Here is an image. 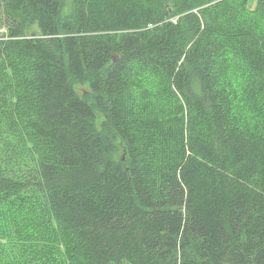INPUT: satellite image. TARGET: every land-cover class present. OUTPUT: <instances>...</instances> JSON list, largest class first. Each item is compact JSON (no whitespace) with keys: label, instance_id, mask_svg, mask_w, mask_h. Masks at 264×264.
I'll return each mask as SVG.
<instances>
[{"label":"trees","instance_id":"obj_1","mask_svg":"<svg viewBox=\"0 0 264 264\" xmlns=\"http://www.w3.org/2000/svg\"><path fill=\"white\" fill-rule=\"evenodd\" d=\"M0 27V264H264V0H0Z\"/></svg>","mask_w":264,"mask_h":264},{"label":"rangeland","instance_id":"obj_2","mask_svg":"<svg viewBox=\"0 0 264 264\" xmlns=\"http://www.w3.org/2000/svg\"><path fill=\"white\" fill-rule=\"evenodd\" d=\"M64 2H65V6H69L70 3H71V0H64ZM30 31L31 30H28V31L26 30V33L28 34ZM4 34H6V30L4 28H1L0 27V36H2ZM74 89H75V91L77 92V94L79 96H82L85 93H89V88H88V85L86 83H77V84H74ZM88 100L91 102V98H89ZM95 113H96V116H97V120H96V124L95 125H96V128L98 129V131H100L101 125L104 122V116L97 109H95ZM18 159L19 160H14V162H16L15 165H14V169H16V170H18V169L25 170L27 164L29 163L28 162V159L21 158V156H19ZM2 242L5 243L4 240H2Z\"/></svg>","mask_w":264,"mask_h":264}]
</instances>
